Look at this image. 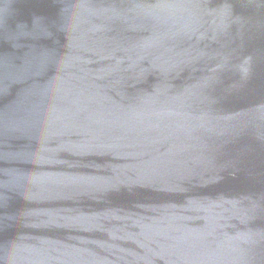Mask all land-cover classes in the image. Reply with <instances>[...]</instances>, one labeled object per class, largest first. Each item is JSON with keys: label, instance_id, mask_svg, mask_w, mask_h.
Returning <instances> with one entry per match:
<instances>
[{"label": "water", "instance_id": "1", "mask_svg": "<svg viewBox=\"0 0 264 264\" xmlns=\"http://www.w3.org/2000/svg\"><path fill=\"white\" fill-rule=\"evenodd\" d=\"M0 264H264V0H0Z\"/></svg>", "mask_w": 264, "mask_h": 264}]
</instances>
